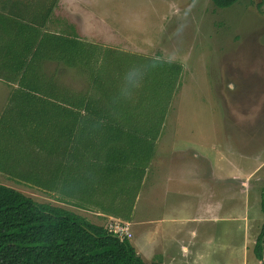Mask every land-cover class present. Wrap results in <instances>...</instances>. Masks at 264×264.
Returning a JSON list of instances; mask_svg holds the SVG:
<instances>
[{
  "label": "rangeland",
  "instance_id": "374dc122",
  "mask_svg": "<svg viewBox=\"0 0 264 264\" xmlns=\"http://www.w3.org/2000/svg\"><path fill=\"white\" fill-rule=\"evenodd\" d=\"M7 1L0 2L1 9L10 4ZM47 1L17 0L16 10L23 12L25 4L29 9ZM49 1L55 6L45 28L48 31L76 34L123 55L182 66L177 91L163 101L162 130L129 222L132 237L128 240L131 244L139 241L137 252H148L145 262L260 264L253 247L264 223V0H239L225 9L216 8L210 0ZM42 63L49 87L58 79L75 92L86 88L85 78L75 70L64 72L54 62ZM154 81L151 79L150 88ZM29 91L28 86L19 87L23 97ZM10 108H4L0 125V139L8 144V154L0 156L5 160L0 162V184L102 226L109 217H97L95 212L107 213L109 208L115 209L112 213L120 212L107 204L79 207L64 203L60 187L69 194L82 187L81 194L87 195L82 193L86 184L70 180L67 184L66 172L60 179L58 167L68 168L70 179L71 165L63 162L62 154L54 153L53 144L47 154L34 147L36 144H23L25 138L11 136L8 140L2 131H7L10 122L16 126L12 121H17ZM22 117L40 132L36 141L47 143L42 121L24 112L18 119ZM85 157L81 170L92 171L91 157ZM90 198L84 196V201L113 202L106 195ZM207 211L212 213L209 244L199 235L200 226H184L197 214L196 219L201 220L200 214ZM180 216L184 222L168 229L166 219ZM160 223L172 239L177 235L180 242L187 243L185 250L160 239ZM145 231L157 236L154 251L147 248Z\"/></svg>",
  "mask_w": 264,
  "mask_h": 264
},
{
  "label": "trees",
  "instance_id": "16d2710c",
  "mask_svg": "<svg viewBox=\"0 0 264 264\" xmlns=\"http://www.w3.org/2000/svg\"><path fill=\"white\" fill-rule=\"evenodd\" d=\"M210 1L218 9L239 2ZM7 3L10 4L0 11L7 9L16 18L17 0ZM54 6V1L48 0L29 9L25 4L24 11H18L19 19L25 22L24 57L18 61L24 73L19 83L30 88L29 94L34 89L56 102L57 136L52 144L56 146L57 156L62 154L63 162L71 165L72 171L69 179L68 168L59 166L60 179L66 172L67 184L69 180L86 184V192L82 193L91 196L90 199L104 195L113 198V202H100L105 201L102 197L100 201L85 202L87 195L81 194L82 187L72 194L60 187L59 192L65 195H61L64 203L118 207V214L112 213L114 208L101 213L129 221L162 130L163 101L177 91L182 66L156 58L123 55L76 34L48 32L45 28ZM43 61L58 64L60 71L75 70L85 78L86 88L75 92L57 79L47 90ZM151 79L155 80L153 88H150ZM85 156L91 157L92 171L81 170V163L87 160ZM60 179L56 180L61 183ZM261 209L264 213V201ZM253 255L264 264V223ZM0 264L147 263L127 238L120 239L83 216L37 202L15 188L0 184Z\"/></svg>",
  "mask_w": 264,
  "mask_h": 264
},
{
  "label": "crops",
  "instance_id": "0c3cea01",
  "mask_svg": "<svg viewBox=\"0 0 264 264\" xmlns=\"http://www.w3.org/2000/svg\"><path fill=\"white\" fill-rule=\"evenodd\" d=\"M0 15L2 16L0 18V125L2 122L1 120L2 116L5 112L4 108H7V106L8 108L9 106H11L12 112L17 115V121H12L16 124V126L14 124H11L10 122L9 126L6 127L7 131H2V133L3 132L5 133L8 140H9V137L11 136L25 138L26 140L23 141V144L25 145L36 144L34 147L43 148L42 152L49 154L52 152L51 144L54 142V140L51 138L57 136L56 102L54 100H51L50 98L42 97V95L39 93L40 91L36 93L34 89L27 97H23V94L19 92V87L21 88L25 86L24 84L22 85L19 83V79L23 75L24 69L21 67V65L18 62L19 60L22 61L24 57L23 55L25 51V32H24L25 22L23 19L22 20L19 19V13L17 10L15 11L16 18H13V16L9 14V12L0 11ZM21 16L24 17L23 13ZM48 32L56 33L50 30ZM13 59H15L16 62L12 63ZM49 89L50 87L47 84V90ZM20 102H22L21 106H20ZM23 112L24 114H30V115L35 116L38 121H42L44 125V130H45L44 137L45 139H48L47 143L43 144V143L36 141V139H40L39 138L40 132L37 130V127H35L32 124L33 122H28L25 119H23V117H22V120L18 119L19 115L22 114ZM64 120L66 121V118ZM7 121H11V120L9 119ZM18 126H22V127L18 129L16 128ZM16 130L19 132H15ZM31 139H34V140H31ZM16 146L17 144H15L13 147L15 148ZM7 147H8L7 141H5V143L3 144V140L0 139V156L3 154H8ZM45 147L47 148L46 150L44 149ZM53 147H54L53 148L54 153H58L56 152V146L53 145ZM30 152L32 151H29V153ZM153 156L151 158V161L148 167L145 170L140 187H142L143 185L148 169L154 158ZM4 161L5 160L0 159L1 163ZM139 191L136 195L135 201L137 200ZM134 206H133V210L135 208ZM133 210L131 212L129 221L122 220L121 218L109 216V215L103 214L98 211L95 212V216L103 217L105 219L108 217L114 218V219H120L122 221L129 223L130 221H132V216L134 212ZM202 215H203V218L201 220L196 219L199 216L197 214V216L192 217L191 221H188L187 223H185L184 226L186 227L188 224H192L196 228L200 226L198 228L199 235L201 236L204 243L209 244L211 241V232L209 231H210V226H212V213L211 211H207V213L200 214V216ZM180 218H182V216L166 219V221H168L167 228L173 229V228L179 227L180 223L184 222V221H180ZM89 221L93 224L100 225L95 221H91V220ZM160 221H165V220L162 219ZM165 227L166 226L164 225V223H160V230L158 233L160 235L159 236L160 239L162 241L167 240L168 241L167 243H169V245H172V243H174V245H178L176 246V248L179 250H185L187 247L186 246L187 243L185 242L186 243L185 245L184 243L180 242L177 239V235H174L175 238L172 239L170 234L168 233L166 234L167 230H165ZM205 229H208V230L204 231ZM145 238H146L145 241L148 242L147 248H149L150 251H154L156 248L155 243L158 242L156 234H154L153 232L145 231ZM134 243L136 244H132V245L137 251L138 248L136 245L137 243H139V241L134 242ZM162 248L164 249V246H162ZM137 253H139V251ZM139 255L142 257V259L145 262V259H146L145 257H147L148 252L146 254L139 253ZM174 264H178V263H174Z\"/></svg>",
  "mask_w": 264,
  "mask_h": 264
},
{
  "label": "built area",
  "instance_id": "2783aa9c",
  "mask_svg": "<svg viewBox=\"0 0 264 264\" xmlns=\"http://www.w3.org/2000/svg\"><path fill=\"white\" fill-rule=\"evenodd\" d=\"M129 225L130 224L127 222H123L114 218H108L106 225H104V228L108 232L117 235L120 239H130L132 237V233L130 232Z\"/></svg>",
  "mask_w": 264,
  "mask_h": 264
}]
</instances>
